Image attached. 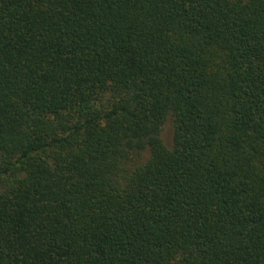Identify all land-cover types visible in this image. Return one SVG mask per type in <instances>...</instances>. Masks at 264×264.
Wrapping results in <instances>:
<instances>
[{"label":"trees","instance_id":"1","mask_svg":"<svg viewBox=\"0 0 264 264\" xmlns=\"http://www.w3.org/2000/svg\"><path fill=\"white\" fill-rule=\"evenodd\" d=\"M0 264H264V0H0Z\"/></svg>","mask_w":264,"mask_h":264},{"label":"rangeland","instance_id":"2","mask_svg":"<svg viewBox=\"0 0 264 264\" xmlns=\"http://www.w3.org/2000/svg\"><path fill=\"white\" fill-rule=\"evenodd\" d=\"M162 140L164 141L165 145L167 146L172 145V140H173L172 123H167L166 126L164 127Z\"/></svg>","mask_w":264,"mask_h":264}]
</instances>
